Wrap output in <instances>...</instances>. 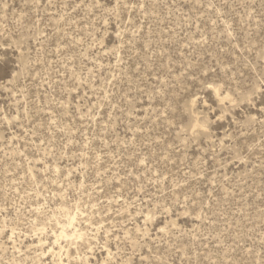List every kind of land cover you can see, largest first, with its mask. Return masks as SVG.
I'll return each mask as SVG.
<instances>
[{
  "label": "rangeland",
  "instance_id": "rangeland-1",
  "mask_svg": "<svg viewBox=\"0 0 264 264\" xmlns=\"http://www.w3.org/2000/svg\"><path fill=\"white\" fill-rule=\"evenodd\" d=\"M0 264H264V0H0Z\"/></svg>",
  "mask_w": 264,
  "mask_h": 264
},
{
  "label": "bare ground",
  "instance_id": "bare-ground-1",
  "mask_svg": "<svg viewBox=\"0 0 264 264\" xmlns=\"http://www.w3.org/2000/svg\"><path fill=\"white\" fill-rule=\"evenodd\" d=\"M73 221H74V219H73V218H72V219H70V222H71V223H72ZM50 251H51V252H53L52 250H50ZM50 251H49V252H50ZM49 252H48V253H49ZM51 252H50V253H51Z\"/></svg>",
  "mask_w": 264,
  "mask_h": 264
}]
</instances>
